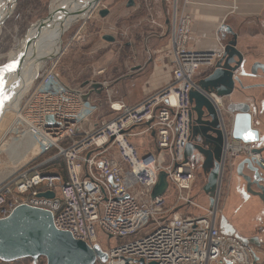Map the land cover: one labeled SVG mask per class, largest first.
<instances>
[{"label": "built area", "instance_id": "built-area-1", "mask_svg": "<svg viewBox=\"0 0 264 264\" xmlns=\"http://www.w3.org/2000/svg\"><path fill=\"white\" fill-rule=\"evenodd\" d=\"M197 1L181 0L179 7L174 0L169 32L170 82L134 105L110 102L115 116L87 128L83 138L67 147L62 141L84 129L83 121L97 107L82 99L89 90L65 85L53 68L42 72L23 100L20 113L24 123L21 120L20 126L23 129L30 124L38 129V154L58 149L66 178L59 173L26 170L1 182L0 218L20 204L48 210L57 229L70 232L90 247L97 244L106 254L105 261L96 257L95 264H170L174 258L178 264H252L248 247L217 225L219 186L212 206L209 203L203 208L190 197L195 173L184 154L191 138L189 92L195 87L197 71L212 69L223 51L222 45L212 51L190 48V7ZM205 1L212 4L221 0ZM205 95L216 109V94ZM46 116L52 120L47 121ZM137 125L154 134L155 152L140 156L129 141ZM223 130L219 177L226 161L241 152L250 153L251 146ZM160 171L166 173L168 185H174L176 199L182 203L179 207L194 206L205 213L188 215L182 208L163 216L164 197L151 198ZM46 191H54V197L38 195ZM99 234L107 239L106 247L101 245ZM190 254L198 262L189 261Z\"/></svg>", "mask_w": 264, "mask_h": 264}, {"label": "rangeland", "instance_id": "rangeland-1", "mask_svg": "<svg viewBox=\"0 0 264 264\" xmlns=\"http://www.w3.org/2000/svg\"><path fill=\"white\" fill-rule=\"evenodd\" d=\"M50 2L51 0H15L10 10L2 17L0 25V70L7 64L8 54L16 48L19 41L32 31L37 23L46 20ZM129 2L131 3L128 5ZM180 3L181 0H178L179 7ZM173 4L174 0H100L88 17L65 29L56 46L54 57L41 64L37 76L23 94L17 109L14 112H8L0 124V138L2 137L0 143L5 140L7 142L9 137L19 139L18 136L22 128L13 123L14 116L17 113L21 115L20 109L26 94L36 85L42 72L50 68L54 69L59 80L65 85L89 90L83 99H89L90 103L97 107L94 114L83 121L81 126L84 129H81L73 137L62 141L64 147H67L73 140L83 138L84 130L87 128L97 127L102 122L113 118L115 113L110 110V102L121 100L125 104L132 105L169 83L171 80L170 64L166 57V48ZM1 6L2 4H0ZM104 8L108 9V12L105 16H100L99 10ZM106 35L112 36L114 40L104 39ZM241 71L246 73L241 77L247 82L251 80L252 76H255L249 74L248 63L245 67L242 65ZM151 73L156 75V79L151 78V84L156 81L161 85L145 94L143 89L145 86H149L147 81ZM95 84L97 87L93 88ZM225 98L228 100L229 97L223 99L221 97L222 112L230 109V106L227 108L223 106ZM223 119L226 128L229 129L230 118L227 119L225 116ZM144 129V125L134 126L132 128L134 135L129 136L128 139L137 148V151L146 152L154 145L155 150L153 152H155L154 134L144 131ZM150 133L153 134V137ZM249 148H258L262 151L260 147L252 145ZM37 149L38 144L35 145L31 154L24 161L16 164L7 162L5 154L0 151V183L7 182L26 170L44 173L58 172L63 178H66L65 162L63 157L58 155V149L52 148L42 154H38ZM111 151L115 153V150ZM246 155L248 153H245ZM187 158L190 160L195 173L190 197L198 205L206 208L209 205L206 201L208 196L200 184L206 183L207 173L202 169L201 160L196 164L195 158L191 156ZM234 160L235 158L226 161L224 169H221L217 183L219 188L224 187L220 186L223 185L225 179L224 171L228 172L232 169ZM173 188V196L169 194L170 191H167L168 187L161 195L164 199L166 198L163 216L172 209L184 208V206L179 207L182 203H178L176 189L174 186ZM220 209L218 205L216 218L221 213ZM182 212L188 215L205 213L203 209L194 206L184 208ZM241 223L242 226L246 227L250 224L254 226V220L248 217L241 219ZM98 237L101 245L106 247L108 241L104 235L99 234ZM110 242L114 241L111 240ZM248 251V255L251 257V249L248 248ZM0 264H32V259L21 258L11 262L0 260ZM36 264H45V258L39 257Z\"/></svg>", "mask_w": 264, "mask_h": 264}, {"label": "water", "instance_id": "water-1", "mask_svg": "<svg viewBox=\"0 0 264 264\" xmlns=\"http://www.w3.org/2000/svg\"><path fill=\"white\" fill-rule=\"evenodd\" d=\"M107 12L106 8L99 10L100 16H105ZM221 28L232 38L225 42L222 55L213 69L208 75L196 81L195 87L189 92L193 119L191 138L184 151L186 157L194 151L202 157V169L207 173L203 191L208 196L211 206L215 201L223 139L216 112L205 93L214 92L221 97L229 96L235 89L243 88L241 75H246L241 71L244 54L236 48L235 33L229 26L222 25ZM222 37H225V33ZM104 39L114 40L109 35L104 36ZM258 69L264 72V63L253 62L249 74L256 75ZM96 87L97 84L93 86ZM241 118L245 119L244 123ZM46 120L51 121L52 117L46 116ZM249 136L251 138H248ZM231 137L245 143L258 140L257 131L250 127L248 112L234 114ZM249 152L238 162L235 171L245 181L247 191L256 195L264 205V159L259 157L261 150L258 148H251ZM244 167L251 174H245ZM251 186H255L256 190H252ZM167 187L166 173L160 171L151 191V198L161 196ZM38 195L53 198L55 193L46 191ZM221 226L226 233L227 224L221 222ZM241 240L246 244L245 239ZM41 256L45 258V264H94L96 257L101 261L106 260V254L97 244L90 247L85 242L75 239L70 232L57 229L50 211L27 204L17 205L10 214L0 218V260L11 262L29 257L32 264H36Z\"/></svg>", "mask_w": 264, "mask_h": 264}, {"label": "crops", "instance_id": "crops-1", "mask_svg": "<svg viewBox=\"0 0 264 264\" xmlns=\"http://www.w3.org/2000/svg\"><path fill=\"white\" fill-rule=\"evenodd\" d=\"M190 10L193 20L190 48L206 51L218 49L232 38L229 33L224 32L221 28L222 25H226L236 35V48L244 54L243 67L248 63V69H250V66L256 61L264 63V0H221L212 4L205 0H198L197 3L191 5ZM224 33L225 37L223 38L222 34ZM166 49L171 76L173 62L170 56L169 36ZM210 71L206 69L197 71L195 82L208 75ZM153 77L156 79V75L151 73L147 81L149 86L144 87L143 93L147 94L161 85L156 81L151 84ZM241 80L243 88L235 89L228 96V100L226 98L223 100V106L225 108L230 106V109L222 112L221 108L220 113L224 118L225 116L227 119L230 118L229 134L235 113L246 111L250 114V127L258 134V140L250 144L262 149L259 157L264 159V72L258 69L250 81H245L243 77ZM241 121L244 123L245 119L241 118ZM225 122L227 121L225 120ZM150 135L153 137L152 133ZM154 150L153 145L146 152L139 150L137 152L142 156ZM190 156L197 158V152L194 151ZM244 157V152L238 154L232 169L228 172L224 171L225 179L223 185H220L224 187H220L218 192V205L221 208V213L217 218V225L224 231L221 222H225L227 234L235 233L241 239L246 240V245L251 249L252 264H264V205L256 195L246 190L245 181L235 171L236 165ZM243 172L251 174L245 167ZM173 186L169 183L167 189L172 196ZM200 186L204 185L200 184ZM251 188L256 190L255 186H251ZM206 201L208 204V197ZM247 217L254 220V226L251 224L248 227L242 226L241 219ZM242 234L243 236H241Z\"/></svg>", "mask_w": 264, "mask_h": 264}, {"label": "bare ground", "instance_id": "bare-ground-1", "mask_svg": "<svg viewBox=\"0 0 264 264\" xmlns=\"http://www.w3.org/2000/svg\"><path fill=\"white\" fill-rule=\"evenodd\" d=\"M14 1L0 0V4H2L0 7V25L2 17L10 10ZM98 3V0H51L46 20L37 23L33 30L19 41L16 48L8 54L7 64L0 70V124L8 112H14L17 109L23 94L37 76L39 68L42 66L41 64L45 60L54 57L56 46L60 42L61 35L65 29L71 24L88 17ZM216 96L217 108L215 109L214 106L213 108L216 112L219 129L222 133H224L223 129L229 132L224 124L222 115L218 113L222 105L221 96L217 94ZM83 101H87V98L83 99ZM88 102L90 101L88 100ZM90 105L92 106L91 103L88 106ZM21 120L22 116L17 113L14 116L13 123L21 125ZM22 122L24 123L23 120ZM18 137V140L9 137L7 142L5 140L0 143V151L5 154L6 160L10 164L24 161L31 154L35 145L38 144L37 138H41V135L35 126L29 124L28 127L26 126L20 131ZM1 140L2 137L0 138ZM228 235H236L238 237L235 233ZM238 238L241 240L240 237ZM187 259L191 262H198L193 254H190ZM170 264H178L177 259H171Z\"/></svg>", "mask_w": 264, "mask_h": 264}, {"label": "flooded vegetation", "instance_id": "flooded-vegetation-1", "mask_svg": "<svg viewBox=\"0 0 264 264\" xmlns=\"http://www.w3.org/2000/svg\"><path fill=\"white\" fill-rule=\"evenodd\" d=\"M223 118V117H222ZM224 120V119H223ZM196 160V164H198V162H200V160L202 161V157L200 155L197 154V158H195ZM194 160V161H195ZM242 178V177H241ZM243 179V178H242ZM244 181V180H243Z\"/></svg>", "mask_w": 264, "mask_h": 264}, {"label": "trees", "instance_id": "trees-1", "mask_svg": "<svg viewBox=\"0 0 264 264\" xmlns=\"http://www.w3.org/2000/svg\"><path fill=\"white\" fill-rule=\"evenodd\" d=\"M44 173V172H43ZM45 173H53V172H45ZM55 173H58V172H55ZM27 258H29V257H27Z\"/></svg>", "mask_w": 264, "mask_h": 264}, {"label": "snow or ice", "instance_id": "snow-or-ice-1", "mask_svg": "<svg viewBox=\"0 0 264 264\" xmlns=\"http://www.w3.org/2000/svg\"><path fill=\"white\" fill-rule=\"evenodd\" d=\"M248 138H251V136H249Z\"/></svg>", "mask_w": 264, "mask_h": 264}]
</instances>
